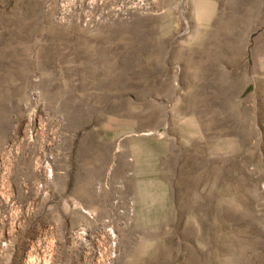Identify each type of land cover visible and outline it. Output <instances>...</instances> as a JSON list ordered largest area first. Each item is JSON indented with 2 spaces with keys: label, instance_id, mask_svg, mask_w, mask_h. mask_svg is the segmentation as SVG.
Listing matches in <instances>:
<instances>
[{
  "label": "rangeland",
  "instance_id": "rangeland-1",
  "mask_svg": "<svg viewBox=\"0 0 264 264\" xmlns=\"http://www.w3.org/2000/svg\"><path fill=\"white\" fill-rule=\"evenodd\" d=\"M0 264H264V0H0Z\"/></svg>",
  "mask_w": 264,
  "mask_h": 264
}]
</instances>
